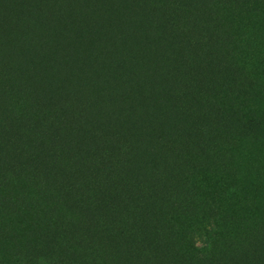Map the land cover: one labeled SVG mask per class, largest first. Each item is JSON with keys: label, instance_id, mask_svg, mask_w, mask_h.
I'll return each instance as SVG.
<instances>
[{"label": "trees", "instance_id": "1", "mask_svg": "<svg viewBox=\"0 0 264 264\" xmlns=\"http://www.w3.org/2000/svg\"><path fill=\"white\" fill-rule=\"evenodd\" d=\"M123 1L0 0V264H264L259 239L217 247L240 222L219 207L236 191L223 182L232 143L253 121L220 106L199 117L206 90L227 92L232 61L208 71L211 86L187 51L214 43L231 5ZM211 173L221 189L205 199Z\"/></svg>", "mask_w": 264, "mask_h": 264}, {"label": "rangeland", "instance_id": "2", "mask_svg": "<svg viewBox=\"0 0 264 264\" xmlns=\"http://www.w3.org/2000/svg\"><path fill=\"white\" fill-rule=\"evenodd\" d=\"M171 1L163 0L162 2L160 0V3L168 5L171 4ZM222 1L231 6L226 9L223 8L218 13L224 28L213 32L214 43H207L201 47L197 45L193 49L187 48V51L195 56L190 59L192 63L200 62L202 66L197 73L199 75L207 74L211 86L214 85L215 79L212 73L210 75L208 71L217 68L218 70L213 71L219 72L220 70L221 73L229 68H225V65H228L227 62L232 61L229 70L230 76L226 75L220 78V83H227V92L218 86L206 90L204 104L208 108L200 112L201 122L205 124L212 121V114L209 111L216 110L218 106L228 111V115H230L228 117L230 118L232 116V118H241L244 115L253 121L251 122V126H253L251 136L236 138L232 143L233 152L229 157L231 164L228 167L227 180L224 179L223 182L228 185L233 183L236 191L235 194L233 191L224 194V208L219 207L220 210H227L239 217L240 222L226 221L228 224L222 226V233L234 235V238L218 243L217 247L235 250L239 242L241 243L249 237L253 240L259 239L261 245H264L261 240L262 234L258 233L257 229H253L255 222H263L264 225V0ZM234 1L236 3L232 5ZM123 2V0H110L113 6H120ZM176 2L181 1L173 0L172 3ZM239 2L244 3L243 7L232 8L236 7ZM150 3L157 2L151 0ZM55 8L52 9L50 21L59 20L58 10H55ZM209 9L210 5L209 8L204 7L205 16L209 15ZM191 36H194V34ZM186 38L188 37L179 36L180 41ZM209 52L211 55L205 62L204 60H206V55ZM87 57L93 59L96 54H87ZM82 73L84 74V72ZM83 78L91 80L86 74ZM76 79L75 74L74 77H67L64 81L68 85H73ZM80 86L77 84L76 87L72 86L75 91L70 95L74 99L73 102L83 100L79 98L83 93L80 95L77 91ZM189 91L201 95L203 90H199V87L193 84L190 86ZM249 97L252 99L251 103L249 102V105L244 106L242 101ZM197 109L200 110L198 107ZM201 180L203 184L210 186L203 190L197 188L200 197L209 199L215 194L214 190L220 191L222 179L220 180L217 174H207ZM199 239L196 241V247L198 248L203 245V240Z\"/></svg>", "mask_w": 264, "mask_h": 264}]
</instances>
